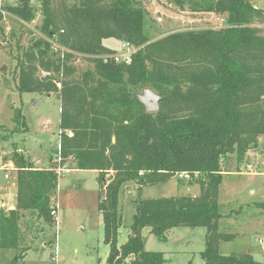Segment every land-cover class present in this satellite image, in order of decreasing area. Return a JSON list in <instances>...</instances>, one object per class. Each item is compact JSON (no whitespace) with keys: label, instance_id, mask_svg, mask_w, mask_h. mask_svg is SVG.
<instances>
[{"label":"trees","instance_id":"1","mask_svg":"<svg viewBox=\"0 0 264 264\" xmlns=\"http://www.w3.org/2000/svg\"><path fill=\"white\" fill-rule=\"evenodd\" d=\"M72 1L41 0L40 36L19 47L16 56L17 90L59 96L60 147L54 154L62 165L70 161L72 169L97 171L102 183L113 174L99 203L110 246L106 264H167L163 252L146 250L143 230L150 228L164 241L180 227L207 230L201 252L205 264H264L251 253L221 252L222 243L236 234L221 231L220 221L235 212L223 214L219 202L224 158L236 154L241 164L264 136V35L259 27L264 10L250 0H170L192 12L225 15L227 26L178 31L152 41L146 12L133 0ZM5 9L25 27L39 12L32 0ZM108 39L139 48L131 64L105 61L113 53L104 45ZM51 42L70 51L64 60ZM81 58L93 65L82 73L74 64ZM137 88L161 96L158 112H145ZM22 118L21 111L15 113V121L25 126ZM5 158L17 171V202L14 210L5 211L0 193V249H21L15 264L27 252L22 249L23 220L33 216L54 223L59 176L52 168L36 169L18 151ZM183 172L191 176L189 185H199L200 195L140 199L131 233L118 247L122 187L134 182L141 191ZM250 207L261 209L264 203Z\"/></svg>","mask_w":264,"mask_h":264},{"label":"rangeland","instance_id":"2","mask_svg":"<svg viewBox=\"0 0 264 264\" xmlns=\"http://www.w3.org/2000/svg\"><path fill=\"white\" fill-rule=\"evenodd\" d=\"M146 12V32L152 41L178 31L222 29L227 26L226 16L214 13H197L182 9L170 0H133ZM19 0H0V157L11 158L15 151L24 154L39 167L52 169L71 167V162L61 165L51 158L60 146L61 101L57 93L50 96L41 93H19L17 90L16 56L20 48L32 45L40 36L44 15L36 14L28 25L22 26L17 18L6 11V6ZM41 0H32L36 11L41 9ZM72 4V0H67ZM256 8L264 10V0H250ZM264 35V24L259 25ZM104 45L119 52L122 42L108 39ZM78 72L93 67L81 58L75 63ZM41 75V74H40ZM45 75V74H44ZM144 90V89H143ZM142 88L134 90L141 94ZM21 111L26 125L18 124L14 117ZM52 161V162H51ZM33 163V162H32ZM50 163V164H49ZM67 165V166H66ZM36 168V166L34 165ZM223 179L219 202L221 212L234 211L232 219L220 221L223 232L236 234L230 242L222 243L223 254L252 253L264 263V211L251 208L264 203V136L250 147L244 161L239 164L236 154H230L222 162ZM59 176L56 206L58 221L47 224L33 216L23 220L22 249L27 251L24 259L15 264H106L110 246L105 243L104 221L99 212L100 191L113 180V174L100 179L97 171L72 169ZM10 179V174H9ZM5 179L0 173V183ZM105 181L107 182L105 184ZM9 186L11 185H1ZM198 184L189 185L179 181L178 176L165 183L145 186L139 191L134 182L126 183L119 193L121 226L117 246L126 243L130 227L140 199L175 198L200 195ZM244 208L241 210V208ZM263 212V213H262ZM205 228H175L167 233V240H160L143 230L145 248L163 252L167 264H205L201 252L206 248ZM19 250L0 249V264H12Z\"/></svg>","mask_w":264,"mask_h":264},{"label":"built area","instance_id":"3","mask_svg":"<svg viewBox=\"0 0 264 264\" xmlns=\"http://www.w3.org/2000/svg\"><path fill=\"white\" fill-rule=\"evenodd\" d=\"M38 13L42 14L41 11H39ZM26 25H29V24H26ZM50 44H51V49L57 54H59L61 60H64L65 55L70 52L68 49L61 46L57 42H51ZM138 50L139 48H137L136 46L131 45L127 42H122V46L119 52H113L112 54L108 56H104L103 58L105 59V61L112 60L113 62L117 64H131L133 61V57L138 52ZM58 86L61 87L60 84ZM68 135L69 137H73V134L71 132H69ZM58 162H60L61 164V158L59 156H57L55 159V163H58ZM15 170L16 168L12 160H6L5 157H0V173L4 175L5 179H9L10 172L15 171ZM55 171L59 175L64 171V169L60 167L58 168V171L57 169H55ZM177 176H178V179H181V180L189 181L191 179L190 174L186 172L180 173ZM51 215L53 217H57V210L53 209V211L51 212Z\"/></svg>","mask_w":264,"mask_h":264},{"label":"crops","instance_id":"4","mask_svg":"<svg viewBox=\"0 0 264 264\" xmlns=\"http://www.w3.org/2000/svg\"><path fill=\"white\" fill-rule=\"evenodd\" d=\"M106 46V45H105ZM51 95V94H50ZM49 95V96H50ZM60 147V146H59ZM59 149V148H58ZM55 158H53L54 162H55ZM52 160V161H53ZM51 161V162H52ZM33 164L36 166V169H39V170H43V169H50L49 166L48 167H39L37 165V162H34L32 161ZM50 164V163H49ZM62 165V164H61ZM63 166V165H62ZM67 166V165H66ZM68 170H72V168H66L64 169V171H68ZM63 171V172H64ZM109 175V174H108ZM59 182V181H58ZM11 185V187L9 186H1V185ZM0 193H1V206L2 208L9 212L11 210H14L16 208V198H17V171H12L10 172V179L7 180L6 182L4 183H0ZM56 204V198L54 199L53 201V209H56L57 210V217H53V222H57L58 221V207L55 205ZM260 210H263L264 211V208H261ZM263 213V212H262ZM101 215V214H100ZM102 216V215H101ZM233 217V216H232ZM232 217L230 218H227V219H232ZM223 220H226V219H223ZM251 253V252H250ZM252 254V253H251ZM253 255V254H252ZM27 256V255H26ZM25 256V257H26ZM254 257V256H253ZM255 258V257H254ZM258 261V260H257ZM261 262V261H259ZM263 263V262H262Z\"/></svg>","mask_w":264,"mask_h":264},{"label":"water","instance_id":"5","mask_svg":"<svg viewBox=\"0 0 264 264\" xmlns=\"http://www.w3.org/2000/svg\"><path fill=\"white\" fill-rule=\"evenodd\" d=\"M137 99L144 106L146 113H156L160 109L161 96L151 88H145L141 94L137 95Z\"/></svg>","mask_w":264,"mask_h":264}]
</instances>
